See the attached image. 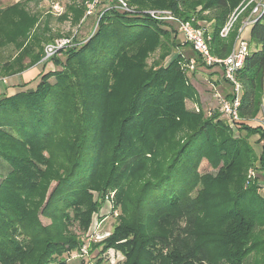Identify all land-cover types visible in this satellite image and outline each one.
<instances>
[{
    "label": "trees",
    "instance_id": "16d2710c",
    "mask_svg": "<svg viewBox=\"0 0 264 264\" xmlns=\"http://www.w3.org/2000/svg\"><path fill=\"white\" fill-rule=\"evenodd\" d=\"M73 1L76 3V0ZM88 1L78 0L81 7L84 4V8L79 7L77 14L74 11L76 24L81 21L84 25L88 20L89 17L84 19ZM256 1L254 8L259 4V0ZM129 2V5H138L139 8H134L135 13L122 12L113 5L103 4L99 13L92 16L95 21L90 40L76 42L74 36V46L60 50L50 60L55 69L42 75L36 90L17 91L11 96L0 94V156L14 168L11 177L0 185V255L19 249L21 245L17 239L25 237L26 245L32 240L30 248L24 247L26 251L30 252L28 249H31L34 254L40 250L36 264H47V256L54 252L52 245L57 246L60 242L54 239L39 220V213H48L49 217L60 223L65 219L62 217L81 200L86 188L92 185L91 182L102 165L105 147L103 126L104 121H108L109 109L122 110L123 114L118 123V140L113 146V157H123L125 142L129 143L131 139L138 138L143 143L149 139L155 128L172 122L174 118L178 119L180 111L176 105L180 102V97L186 95L184 86L189 81L180 68L181 53H178L177 59L171 65L161 64L146 75L143 74L127 105L123 93L113 92L109 84L107 74L120 66L121 73L137 74L142 70L145 54L134 57L125 54L142 40L153 38L154 42L159 41L158 35L162 31L168 35L169 40L173 39V48L178 46V29L169 25L171 23L166 24V28L162 27L155 18L147 14L148 11L141 10L161 8L162 1ZM190 2L192 1L172 0L171 9L175 14L185 15L178 18L180 21L194 20L195 26L208 28L205 25L208 23L207 19L187 15L185 9ZM228 4L229 0H212L208 6L214 14L213 18L217 20L212 30L208 28L211 35V51L217 57L228 56L237 38L234 34V40L230 44L228 38L233 36L232 32L227 38L220 36L229 16ZM21 7L23 4L20 1L0 12V15L10 13L15 20L12 33L14 36L11 39L0 37V47L12 43L17 50L15 62H9L4 68L9 76L20 74L40 64L45 46L57 39L51 35L48 24L41 29L39 17L37 20L29 12H22ZM254 8L250 9L249 14ZM248 45L249 52L237 74L243 90L239 109L243 119L252 118L256 114L259 89L264 85V8L253 17ZM20 65V71L13 72V66ZM225 84L229 87V92H232L231 86L227 82ZM231 97V93L225 96L227 99ZM101 108L105 109V114L100 112ZM98 114L103 121H96ZM216 129L213 127L212 130L209 122L200 121L163 156L160 165L143 182L137 198V218L130 220V227L137 231L136 228L142 226L140 221L143 219V211L166 217L169 234L156 237L160 247L167 252H176L189 262L199 264L210 262L211 256L214 255L210 245L219 244V240L208 242L207 239L201 238L197 231L207 201L190 193L200 160L211 145H218L221 141L225 148L216 146L221 151L219 153L229 150L235 157L246 153L252 158L251 149L247 148L248 144L240 137L230 135L222 139L220 136L215 141L212 133L217 136ZM131 130L137 132L128 135L127 132ZM154 135L159 134L157 132ZM172 135L171 133L168 137ZM67 137L70 138L69 147H65L63 157L59 159L60 167L53 178L54 185L46 201V193L38 191H42L56 150L65 146L64 140ZM142 153L144 151L140 150L134 155ZM261 160L264 167V154L261 155ZM228 166L231 169L234 163ZM109 183L110 179L107 185ZM255 201L258 203L253 207H245L244 199L243 203L237 206L241 210L224 224L223 238L227 237V242L222 245L229 252L223 254L221 259L226 258L231 262L234 259H239L240 262L251 259L254 244L249 242L250 237L257 230L258 217L264 214V199L257 197ZM30 206L34 207V212ZM30 212L34 213L32 221L28 220ZM144 241L141 240L138 247L140 251L144 249ZM240 247L243 250H240ZM35 259L34 256L33 264Z\"/></svg>",
    "mask_w": 264,
    "mask_h": 264
},
{
    "label": "rangeland",
    "instance_id": "374dc122",
    "mask_svg": "<svg viewBox=\"0 0 264 264\" xmlns=\"http://www.w3.org/2000/svg\"><path fill=\"white\" fill-rule=\"evenodd\" d=\"M15 1L0 0V12L16 4ZM20 1L23 4L21 11L29 12L37 20L39 17L41 29H44L43 27L48 24L53 38L71 39L75 36V41L80 42L89 41L92 37L95 17H89L84 25L81 24V21L75 23L74 11H78L81 7L78 0L76 3L73 0H19L18 2ZM124 1L129 2V0ZM159 1L163 3L161 8L141 10L162 12V19L155 20L164 28H166V24L171 23L169 25L178 29V25L168 20L166 16L168 13L177 18L185 15L174 13L171 9L172 0ZM191 1L185 9L187 15L207 19L208 23L205 25L212 30L213 25L217 24V20L212 16L213 12L208 8L212 0ZM256 2V0H229V16L226 23L233 16L236 17L232 29L233 36L228 38L230 44L234 40V34L237 38L240 36L245 41H249L246 40L247 30L251 27L248 23L252 20L253 11L251 14L249 13ZM73 4L75 5L73 6ZM258 5H264V0H259ZM83 6L84 4H82V9ZM129 6L135 9L139 8L136 4ZM14 21V17L10 13L0 15V37L5 36L11 39L14 36L12 34ZM160 32L159 41L154 42L153 38H146L125 52L129 57L145 54L142 72L137 74L123 72V74L120 72L122 69L120 66L112 73H108L107 78L113 92L123 93L127 105L143 74L146 75L147 72H151L161 64L171 65L177 59L178 53L196 59L197 65L193 70L186 68L185 65H180L189 81L184 86L186 95L181 96L180 102L176 105L180 111L178 119L174 118L172 122H166V125L155 128L149 139L143 143L138 138L131 139L129 143L125 142L123 157L120 155L113 157V146L118 140V123L123 118V114H121L122 110L109 109L108 121H104L103 126L105 147L101 160L102 165L98 168L91 182L92 185L86 188L81 200L62 217L65 219H62L60 223L49 217L48 213L45 215L39 213V220L50 231L54 239L60 242L57 246L52 245L54 252L47 256V264H199L189 262L178 256L176 252H167L160 247L156 237L169 234L166 217L143 211V219L141 218L140 221L142 226L136 228L137 231L130 227V220L137 218V198L140 195L143 182L160 165L163 156L200 121L209 122L212 130L213 127L217 128V136L212 133V138H216L215 141L220 136L222 139L230 135L240 137L245 140L248 144L247 148L252 152V158H249L246 153L235 157L229 150L219 153L221 151L218 147L225 148L221 141L218 145H211L200 160L190 193L207 201L200 216L197 231L202 236L201 238L207 239L208 242L219 240L217 245L209 244L214 255L206 264H264V214L258 217L257 230L250 237L249 242L254 244V250L250 254L251 259L247 262H240L239 259H234L233 262L226 258L221 259L223 254L229 252L224 247L227 237L223 238L222 229L224 224L226 225L227 219L233 218L241 210L237 206L243 203L244 199L245 207H253L257 204L258 202L255 201L257 197L264 199V167L261 163V155L264 154V85L259 89L258 107L254 117L241 118L237 122H231L232 120L219 110L220 100L225 98L226 94L231 93L221 71L212 66L203 65L192 49L184 45V38L179 30L176 35V44L178 45L176 48H173V39L169 40L167 34ZM16 55L17 50L14 44L8 43L5 47H0V80L10 77L8 73H5L4 68L9 62H15ZM20 67L21 65L13 66V72H19ZM51 70V68L44 69L42 75ZM41 79L42 77L38 76L33 83L23 84L22 87L17 88V91H34L39 86ZM154 106H158V104H154ZM95 108L99 110L96 106ZM104 110L101 108L100 112ZM217 113L220 115L217 116ZM215 116L217 117L213 120ZM96 121H103L100 114L97 115ZM136 132L131 130L127 134L132 135ZM157 132L159 135H154ZM171 133L173 135L168 137ZM69 141L70 138L67 137L64 140L65 146L56 150L53 164L44 179L42 191H38L46 193V201H48L54 185L53 178L60 167L59 159L63 157L65 147H69ZM216 146L218 147L216 148ZM140 150L144 151L142 155H134ZM233 163L234 166L230 169L228 165L231 166ZM41 168L45 169L44 166ZM12 171H14L13 165L0 156V185L11 177ZM108 179H110L109 185H107ZM30 207L34 212V207ZM33 218L34 213H28V220L32 221ZM17 240L21 247L3 256L0 255V264H33L34 256L36 257L34 264H36L40 250L33 254V251L28 249L30 250L28 252L24 247L30 248L32 240L28 245H26L27 238L25 237H20ZM141 240H145L142 251L138 248ZM239 249L243 250L242 247ZM238 254L233 253V255Z\"/></svg>",
    "mask_w": 264,
    "mask_h": 264
},
{
    "label": "built area",
    "instance_id": "2783aa9c",
    "mask_svg": "<svg viewBox=\"0 0 264 264\" xmlns=\"http://www.w3.org/2000/svg\"><path fill=\"white\" fill-rule=\"evenodd\" d=\"M103 4L113 5L115 8L121 10L122 12L135 13V9L130 7L129 4L124 0H89L86 3L85 18L95 16L99 13L100 7ZM264 5H258L252 12V16H257ZM151 17L159 20L162 19V12L160 11H148ZM100 15V14H99ZM98 15V16H99ZM166 18L173 22L178 23L179 33L184 38V45H187L192 49L196 56L200 59L203 65L212 66L221 71L224 80L232 88V97L222 98L220 100L219 110L225 116L232 120L231 122H237L241 119L239 109L241 107V98L243 94L242 86L238 81L237 74L239 70L243 67L245 56L249 52L248 42L242 39L240 36L237 38L236 45L233 51L226 57H217L212 54L210 41L211 35L206 27H197L193 24L194 20L191 21H180L177 17L168 13ZM101 15L99 16L100 20ZM252 20L248 25H252ZM84 21V20H83ZM236 17L233 16L230 21H228L225 26L220 31L221 38H227L232 32L234 22ZM97 28V27H96ZM74 46L73 38H59L54 42L47 44L44 48V57L42 62L50 61L56 54L65 48ZM182 65L186 68L193 70L196 67V59L188 58L181 54ZM0 81L6 83V79H1Z\"/></svg>",
    "mask_w": 264,
    "mask_h": 264
},
{
    "label": "crops",
    "instance_id": "0c3cea01",
    "mask_svg": "<svg viewBox=\"0 0 264 264\" xmlns=\"http://www.w3.org/2000/svg\"><path fill=\"white\" fill-rule=\"evenodd\" d=\"M18 1L19 0H16L15 2L17 3ZM250 32L251 27L249 28V30H247L248 35L246 40L250 39ZM47 68H51L52 70L55 69L54 64L51 61L41 62L40 64H37L20 74L7 77L6 83L0 81V94H5L9 96L14 95L17 92V88L19 89L23 86V84L28 85L37 80L38 76L42 77V71Z\"/></svg>",
    "mask_w": 264,
    "mask_h": 264
}]
</instances>
